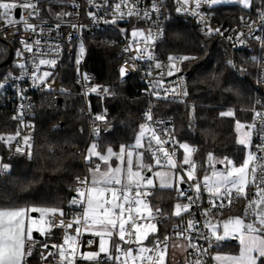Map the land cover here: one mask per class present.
<instances>
[{"label":"snow or ice","instance_id":"1","mask_svg":"<svg viewBox=\"0 0 264 264\" xmlns=\"http://www.w3.org/2000/svg\"><path fill=\"white\" fill-rule=\"evenodd\" d=\"M223 0H178L181 4L176 8L177 13L190 14L200 23H204L205 13L202 6L212 7L222 3ZM243 8L251 7V0H235ZM264 2V0H262ZM89 5L95 6V0H87ZM78 7V5H73ZM22 8L26 12L21 15L19 21L14 19V10ZM151 11L156 15L153 24L155 29H142L133 26L131 29V39L122 49L123 53L128 54V58L118 68V75L121 82L129 74L128 63L132 62L135 68L136 62L146 60L149 62V70L146 75H152L151 68H163V64L156 59L153 53L157 42H163L164 25L160 22L161 8L156 0L151 4ZM112 10L111 19H104L97 13L89 11L87 13L91 24H98L101 19L105 23L117 25L119 20L125 16L140 17L138 10V0L136 4L130 5V0H119L112 4L111 0L105 7V11ZM127 8V12L124 9ZM38 2L33 0H0V28L14 27L16 32H20L21 26L25 31L35 33L36 26L29 19L39 14ZM70 15L69 13H65ZM143 18L150 20L149 11H143ZM168 19V17H165ZM243 22L244 17L240 18ZM258 19L260 27L264 30V9L259 10ZM42 23H44L42 21ZM255 23V22H253ZM72 28L83 29L85 25L72 23ZM250 28V38H253ZM60 25L57 24V28ZM206 34L217 33L223 35L219 29H213L205 25L203 29ZM42 34L44 29H39ZM126 33L127 29H121ZM174 37L179 39L180 33L174 32ZM243 33H237L236 39L239 43L245 41L240 39ZM261 47L264 48V37H254ZM232 40V37H228ZM72 41V35L69 34V43ZM22 48L15 50V66L19 69V74L14 75L9 71L0 78V92H6L11 85L16 88L17 96L23 98L26 90L19 85L28 79L31 81L30 87L37 90L43 89L47 92H66L67 90L59 87L53 88L50 80L54 77L52 70H41V66L55 69L57 59L39 58L32 56V66L29 68L28 57L24 53L41 52L39 47L42 41L36 39L29 43L28 38L20 36L18 38ZM59 51V48L52 49ZM85 53V45L81 40L79 45V54L76 64L80 63ZM195 55H169L167 57V75L172 76L182 72L181 65L190 60H196ZM257 57H251L253 62H257ZM38 60V62H37ZM154 61V65L153 62ZM261 67H264V57L261 58ZM226 68L236 69L233 59L225 61ZM242 73L246 71L243 67L239 69ZM212 78L216 79L215 73ZM234 78V77H233ZM180 84L173 89L165 90L163 94L160 91L153 90L151 95L157 99H167L169 92L173 95L188 96L187 80L185 76L178 77ZM83 80L88 81L89 77L83 75ZM77 82H80L79 80ZM258 83H264V79L258 78ZM149 83H152L149 81ZM162 84L163 80L157 81ZM88 92L97 93L98 98L103 100L107 97H114L116 92L109 86L87 84ZM232 91L233 89H226ZM238 96L240 92L236 93ZM256 105H260L257 109ZM33 105L29 103L28 109ZM248 110L253 113L252 122H241L236 118V110L233 107L222 108L218 112L220 118L230 117L235 120L236 143L242 146L239 151L241 155L238 160L229 156H216L212 151L206 153L205 160L201 161L200 168L203 169L202 183L197 167V161L194 159L196 148L191 141L178 139L175 135L174 127H165L160 129L158 126L164 124V121L153 119L151 108L143 112V122L138 125V132L135 135L134 144L121 143L117 148L111 144L100 143V126L93 124V135L95 140L86 148L84 157L88 167L84 175H77L74 178V187L72 191L75 196L69 197L68 208L65 209L61 204H49L46 202L37 203L35 199L21 197L12 191L5 184L0 187V264H29L28 257H31L35 241L33 240V231L39 232L41 236L50 238L52 229L60 227L62 229V243H53L52 248L57 249L55 253L48 255L55 258L56 264H166V256L169 248V235L165 232L159 233L158 224L161 218H169L158 206L150 203L149 197L154 195L156 184L155 178L159 180L161 189H170L177 193L176 203L172 206L171 216L181 220L184 219L182 213L187 214L186 229L176 232V236L187 241L186 244L173 242L172 248L181 249L193 247L198 249L200 255L207 249L200 248L199 245L191 244V232H197L201 238L211 247L213 241L217 246L220 242H226L229 238L239 240L238 255L222 254L217 251L212 257L216 264H264V102L260 98L253 101V105ZM83 111V110H81ZM106 112V110H105ZM15 115L12 117L18 120L21 125L33 128L31 123L25 124V105L21 103L15 109ZM189 129H192L195 123V106H192L189 113ZM105 114H96L94 121H105ZM259 120L261 132V142L253 145V133L257 128L256 121ZM56 127V126H54ZM205 132L214 138L215 132L212 129H205ZM18 129L15 133L7 135L0 134V141L12 148L15 142V153L27 159L33 158V137L31 133L23 135ZM49 152L55 154L56 145H48ZM182 149V152L179 150ZM255 149V150H253ZM261 153L262 155H258ZM147 157V160H145ZM163 157V159H161ZM95 158V159H93ZM164 170L155 171L153 176L148 172H153V164ZM207 164V168L204 165ZM217 164L223 165V170L216 168ZM211 169V175L208 174ZM258 169L260 174L257 175ZM11 165L0 160V176L9 174ZM191 182V183H189ZM183 184H189V193L180 187ZM20 192H26L28 185H14ZM251 188L255 192L251 199L248 193ZM207 193L209 203L207 207L198 205L197 201L203 199V194ZM233 197L236 199L247 200L243 216H230L222 222L213 223L211 219H205L200 225V221L192 216L193 208L201 210L204 217L209 215L215 217L217 214L223 216L225 212L224 201L231 205ZM183 198V200L181 199ZM219 200L220 203H216ZM183 201H187L186 203ZM81 209L75 212V209ZM34 214H38L34 215ZM71 214V216H69ZM204 229L199 233V228ZM72 230L69 232L68 230ZM89 234V237H97L94 241L91 238L81 241L82 233ZM189 232L185 236V232ZM42 247L47 249L48 243L41 242ZM87 245V250L79 251L81 244ZM41 259L45 264L51 262L41 253ZM185 264H188L187 260ZM195 264H203L199 258Z\"/></svg>","mask_w":264,"mask_h":264},{"label":"trees","instance_id":"2","mask_svg":"<svg viewBox=\"0 0 264 264\" xmlns=\"http://www.w3.org/2000/svg\"><path fill=\"white\" fill-rule=\"evenodd\" d=\"M261 9H264L262 0H251V7L248 9L236 3L223 4L213 8V21L223 27H233L239 24L243 13L257 15ZM174 32L180 33L179 39L174 37ZM86 42L88 51L85 68L96 74L99 83L113 88L116 92L114 97L103 100L90 97L92 109L105 114L110 127L107 133L100 134L101 146L111 144L118 149L121 143L132 144L138 125L143 119L146 99L137 93L139 85L133 78H126L121 82L117 69V39L112 33L102 31L87 35ZM158 52L162 58L186 54L197 57L196 60L186 61L181 65L185 70L189 93L186 99L177 103L157 101L155 109L159 116L173 120L178 139L193 143L196 148L194 159L197 161L200 179L203 176L200 164L205 160L207 152L212 151L216 156H229L238 160L241 146L236 143L235 120L230 117L220 118L218 112L222 108L233 107L236 110V118L241 122L248 123L251 120V111L242 109H250L255 99L256 66L259 59L264 57V48L260 42L253 41L248 47L230 55L221 43H214L213 39L205 38L195 20L173 16L166 24V33ZM253 56L258 58L257 62L251 60ZM229 58L234 60L236 69L225 67V61ZM241 67L246 71L241 73ZM213 73L216 79L212 78ZM74 79L75 66L72 62H66L57 71L56 88L67 91H44L34 95L36 141L33 158L29 160L22 157L7 161L11 170L0 178V187L6 184L18 196L35 199L37 203H59L66 209L69 195L72 193V180L82 173L71 148L83 147L88 137L85 117L79 111L82 108V100ZM229 88L233 90L227 91ZM237 91L240 92L239 96ZM54 94L59 96L60 102L53 103ZM193 105L195 123L193 128L189 129V113ZM12 117V113L0 102V134L12 130ZM205 129L214 130V138L208 135ZM50 143L56 145L54 155L49 152ZM204 167L207 168V164ZM210 172L211 169H208V174ZM20 184L28 185V190L20 192L14 187ZM176 196L175 191L156 188L154 195L150 197L153 206L160 207L169 215L170 220L165 225L167 228L176 218L170 215L172 206L177 202ZM231 212L240 214L239 209ZM33 240L36 244L37 240ZM51 241L50 239L47 242L48 245ZM41 245L38 242L33 246L32 255L27 258L29 264H44L45 261L41 259ZM218 250L236 254L238 244L235 241H226Z\"/></svg>","mask_w":264,"mask_h":264},{"label":"built area","instance_id":"3","mask_svg":"<svg viewBox=\"0 0 264 264\" xmlns=\"http://www.w3.org/2000/svg\"><path fill=\"white\" fill-rule=\"evenodd\" d=\"M33 2H38L39 7V14L34 15L30 17L29 19L31 22L36 26L37 31L35 33L25 31L23 27L21 26L20 32H16L14 27H7L6 30V36H5V29L0 28V78L4 76L5 73L12 71L14 75L19 74V69L15 66L16 57L14 55L15 50L17 48H22V45L19 44L18 38L20 36H23L24 38L29 39V43H32L36 39H40L42 43L40 45H35L34 48L39 47L41 49V52H34V53H24L25 57H28L27 63L29 65V68L32 66V56H36L39 58L41 55L44 56V58H55L57 59V66L55 69H50L45 66H41V70H52L54 72V77L50 80V82H54L56 84V75L57 71L60 67H62L66 62H72L75 66V83L78 87L79 94L82 100V108L79 110L81 113H83L85 120H86V129H87V141L84 144L83 147H73L71 148L72 153L77 157V163L82 168V173L78 175H84L87 172V163L84 159L86 155V148L93 142V140L96 139V137L93 135V124L100 126V134L107 133L110 129L107 121H94V117L97 112H95L92 109L91 103H90V97H98L97 93L88 92L87 90V84L92 85H102L97 81V76L95 73L87 70L85 68V59L87 56V42H86V36L87 35H94L99 32H110L112 35L117 39V57L119 58V64L117 69L124 64V61L128 58V54L123 53L122 49L126 46L127 43H129L130 39L127 37L126 34L121 32V28L127 29V33H129L131 28L133 26L142 28V29H155L156 25L153 24V21L156 20V15L152 13L151 11V4L153 0H138V10L141 12L140 17L132 16L131 18L125 16L124 19L119 20L117 25H113L111 23H105L104 19H111L112 17V10L109 8L107 11H105V7L108 3V0H95V6L89 5L87 3V0H33ZM119 2V0H111L112 4H115ZM157 4L160 5L161 13L160 16V22L164 25V36L166 33V24L169 21V19L173 16H183L189 19L195 20L201 28V33L205 38H211L213 39L214 43H221L224 48L228 51L230 55L236 54L240 49L246 48L249 46V44L253 41H258L254 37H262V29L259 26L260 21L258 19L259 12L257 15L252 13H243L241 17H244L243 22L239 18V24L237 26L233 27H223L220 24L213 21V6L209 7L207 5L202 6V11L206 14L204 23H200L196 18H194L190 14H185L183 12L177 13L176 8L180 7L181 4L178 3V0H156ZM137 0H130L131 4H136ZM73 5H78V7H74ZM16 10H18V15H16ZM149 11V14L151 16L150 20H146L143 18V11ZM91 11L93 13H97L100 17H103L104 19H101L98 24H91L90 19L87 15V13ZM125 12H127V8L124 9ZM65 13H69L70 15H66ZM21 15L26 16V12L22 8H17L14 10V19L19 21ZM165 17H168V19H165ZM42 21L44 23H42ZM255 22V23H253ZM72 23L85 25V27L81 30L79 28H72L70 25ZM57 24L60 25L59 28H57ZM205 25L210 26L213 29L219 28L223 35H219L217 33H212L211 35L206 34V32L203 30L205 28ZM248 25H253L251 32L253 38H250V28ZM43 28L44 31L41 34L39 29ZM243 33V36L240 37V39L244 40L245 43L241 44L236 39L237 33ZM69 34L72 35V41L69 43ZM232 37V40H229L228 37ZM83 40V43L85 45V53L80 59V63L77 66L76 60H77V49L79 48L80 42ZM161 44V42H157L155 48L153 49L154 56L156 59H159L161 63L163 64V68L156 69L154 66L151 68L152 75H146V72L149 70V62L146 60H140L136 62L135 68L132 67V62L129 61L127 67H128V75L124 78H133L139 85V88L137 89V93L143 96L146 99V105L144 108V111L151 108V111L153 113V119L158 121H164V124H161L158 126V131L160 129H163L165 127L175 128L174 122L170 118L161 117L156 113V103L157 101H164V102H182L186 99V97L182 95H173L171 92H169L167 99L160 98L157 99L155 96L151 95L152 91L155 89L157 91H160L161 94L165 90L173 89L177 85H179L181 82L178 79L180 75L185 76V70L182 68L181 73H176L172 76L167 75V66H168V60L167 58H162L158 52V47ZM59 48V51H52V49ZM38 62V60H37ZM154 65V61L152 62ZM261 59H259L257 66H256V74H255V88H256V98H260L262 102H264V83H258V78L264 79V67H261ZM87 75L89 77V80L86 82L83 80V75ZM186 78V77H185ZM163 80L162 84H158L157 81ZM80 82H77V81ZM151 81L152 83H149ZM31 81L28 79H25L19 86L23 87L26 90V94L23 98L20 96H17L16 94V88L11 85V82L9 81V86L7 88L6 92H0V102L4 106V108L8 109L12 116H14L15 109L19 107L21 103L25 105V116L24 121L25 124L31 123L34 125L33 128L25 127L24 125H21L18 120H14L13 128L10 132L4 133V135L15 133L18 129L21 131V137L18 139H22L23 135H28L31 133L33 137V147L36 141V125L34 121V111L33 107L31 109L27 108V105L31 103L33 105V97L34 95H37L39 93H42L46 90L40 89L37 90L36 88L30 87ZM254 99V100H255ZM53 103H56L59 101V96L57 94H54L52 96ZM257 109L260 108V105H256ZM83 110V111H81ZM253 113L251 112V120L248 123L252 122ZM143 122V119L142 121ZM140 122V123H141ZM257 128L253 133V145H257L261 142V132L259 128V120L256 121ZM138 132V131H137ZM135 141V140H134ZM134 144V142L132 143ZM0 160L3 162H7L9 160L13 159H19L22 158V156L15 153V142H13L12 148L10 149L8 145L0 141ZM255 150V149H253ZM182 152V149L179 150ZM258 155H262L261 153H257ZM163 159V157H161ZM152 164L155 169H162L155 165V162L152 161ZM260 174V170L258 169L257 175ZM77 176V175H76ZM4 176H0L2 178ZM75 178V177H74ZM74 178L71 183V187H74ZM191 183V182H189ZM202 183V181H201ZM183 189L186 193H189V184H183ZM255 192V188H251V190L248 193L249 199L252 198L253 193ZM73 196L76 194L72 191ZM191 194V193H189ZM72 197V196H71ZM183 200V198H181ZM150 200V197H149ZM187 202V201H183ZM209 203L208 195L207 193L203 194V199L200 201H197L198 205H202L203 207H207ZM216 203H220L219 200L216 201ZM248 201L244 199H236L233 197L231 205L228 204L227 201H224L225 205V212H231L236 209H239L240 216H243L245 206L247 205ZM68 208V204L66 206V209ZM81 209L77 208L75 209V212H79ZM165 213V212H164ZM71 216V214H69ZM166 217H169L167 213H165ZM182 216H184V219L181 220L179 218H175L174 222L167 228L165 227L166 223L169 222L170 218H161V222L158 224L159 233L163 234L167 233L170 237L168 243L169 246L174 241H183L185 244L187 243L186 240H184L181 237L176 236V232L184 231L186 229L188 216L187 214L182 213ZM192 216L195 219H198L200 221V225L204 223L205 219H211L212 222L219 221L222 216L217 214L215 217L209 215L208 217H204L201 213V210H197L194 206ZM199 233H203L204 229L198 225ZM71 232L72 230H68ZM53 235L50 237L52 240L49 245H52L53 243H62V229L60 227L52 229ZM83 233V230H82ZM189 232H185V236H188ZM191 244L192 245H199L200 248L207 249L206 252H204L202 255H200L198 249H195L193 247H186L185 248V262L187 260L188 264H195V261L197 258H199L201 261H203V264H216V261L212 259V257L216 254L219 247L223 246L225 242H220V245L217 246L216 242L213 241V245L210 247L203 238L197 233V232H191ZM88 238L93 239L94 241H97V237H89V234L83 233L81 235V241L86 240ZM88 246L81 244V248L77 252V258H79V251L87 250ZM53 252H57V249L53 248ZM53 264H56L55 258L53 257L52 260Z\"/></svg>","mask_w":264,"mask_h":264},{"label":"crops","instance_id":"4","mask_svg":"<svg viewBox=\"0 0 264 264\" xmlns=\"http://www.w3.org/2000/svg\"><path fill=\"white\" fill-rule=\"evenodd\" d=\"M226 2H223V3H228V4H231V3H236L235 0H225ZM238 4V3H236ZM239 5V4H238ZM135 143V141H134ZM95 159V158H93ZM145 160H147V157H145ZM161 170H164V169H155L154 166H153V172H148L147 174L150 175V176H153L154 175V172L155 171H161ZM154 182L156 184V188H160L159 187V184H157L159 182L158 178H155L154 179ZM161 189V188H160ZM235 213V212H234ZM233 212H228L227 214H224V216H222V218L219 220H223V219H226L227 217H230V216H237V215H240V214H234ZM232 241H235L237 244L238 242L236 240H232ZM177 242L178 244H185L183 241H175ZM173 244V243H172ZM172 244H171V248L169 250L168 248V254H167V257H166V264H185L183 262V256H185V248L181 249L180 247H177L176 250L178 252H180L182 250V255L180 256L177 252H173V248H172ZM51 246V245H50ZM238 249H239V244H238ZM221 252V251H219ZM222 254H230V253H223L221 252ZM237 254V253H236ZM230 255H235V254H230Z\"/></svg>","mask_w":264,"mask_h":264},{"label":"rangeland","instance_id":"5","mask_svg":"<svg viewBox=\"0 0 264 264\" xmlns=\"http://www.w3.org/2000/svg\"><path fill=\"white\" fill-rule=\"evenodd\" d=\"M223 2H226L225 0H223ZM219 3V4H216V5H214L213 7H216V6H219V5H223V4H228V3ZM121 29H124V28H121ZM132 29V28H131ZM130 29V30H131ZM124 33V32H123ZM124 34H126L127 35V37H129V38H131V31L129 32V33H124ZM77 54H79V48L77 49ZM51 84H52V87L53 88H56V84L54 83V82H50ZM234 130H235V126H234ZM236 136H237V133L235 132V138H236ZM240 146V145H239ZM242 147V146H241ZM217 165H220L221 166V168H217ZM216 165V168L218 169V170H223V165L222 164H217ZM209 175H211V172L209 173ZM201 181H202V178H201ZM157 184H159V182L157 183ZM35 215H37L38 216V214H35ZM224 220V219H223ZM223 220H221V222L223 221ZM213 223H215V222H213ZM34 233H36L38 236H41L40 234H39V232H37V231H33V234ZM42 238H43V241H38L37 240V242H36V244H38V242L39 243H41V242H48L49 240H50V238H48V237H45V236H41ZM34 239V238H33ZM232 240H236L237 242H238V244H239V240L238 239H232V238H229L227 241H232ZM35 243H34V246L36 245ZM42 244V243H41ZM41 253H43L44 255H45V257H47V259H50L49 261L51 262V264H53L52 263V259H53V257H51V256H49L48 254L49 253H54L52 250H47V249H45V248H43L42 247V245H41ZM170 248H171V245L169 246V250H170ZM174 251L173 252H177L180 256L182 255V250L180 251V252H178L176 249H173ZM238 252H239V249H238ZM224 253V252H223ZM235 255H238V253L237 254H235ZM167 257V256H166ZM183 262L185 263V256H183ZM44 264H45V262H44Z\"/></svg>","mask_w":264,"mask_h":264},{"label":"water","instance_id":"6","mask_svg":"<svg viewBox=\"0 0 264 264\" xmlns=\"http://www.w3.org/2000/svg\"><path fill=\"white\" fill-rule=\"evenodd\" d=\"M16 15H18V10H16ZM61 99H59V102H60ZM217 168H221L220 165H217ZM180 187H184V185H181ZM73 196V193H70L69 197ZM35 215V214H34ZM33 238L38 240V241H43V238L41 236H38L36 233L33 234ZM48 250H52L53 248L49 245Z\"/></svg>","mask_w":264,"mask_h":264}]
</instances>
